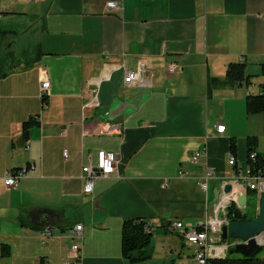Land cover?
I'll return each mask as SVG.
<instances>
[{"label": "crops", "instance_id": "crops-1", "mask_svg": "<svg viewBox=\"0 0 264 264\" xmlns=\"http://www.w3.org/2000/svg\"><path fill=\"white\" fill-rule=\"evenodd\" d=\"M108 1L0 0L1 26H21L32 38L0 70V248L10 249L0 264H198L173 222L190 231L206 220L214 189L229 179V192L247 200V139L264 142V112H246V96L263 83L254 75L264 61V0H115L111 10ZM240 61L247 83L207 93L209 76L223 79L226 65ZM125 70H140L144 83L125 85ZM33 116L38 123L23 140L22 124ZM99 150L115 155L114 172L86 194L81 169ZM22 168L7 186L6 174ZM206 168L213 177L205 193ZM125 218L150 226L149 258L122 257ZM75 223L83 225L77 261ZM207 244L222 256L228 250L218 234L208 233Z\"/></svg>", "mask_w": 264, "mask_h": 264}, {"label": "built area", "instance_id": "built-area-1", "mask_svg": "<svg viewBox=\"0 0 264 264\" xmlns=\"http://www.w3.org/2000/svg\"><path fill=\"white\" fill-rule=\"evenodd\" d=\"M32 1V0H31ZM120 1L111 0L106 3L108 10L118 8L120 6ZM1 17V15H0ZM169 72L173 71V67H170ZM142 72L140 70H125L123 75V82L125 85H135V84H143L144 83V77ZM49 81L45 80L42 84V93L41 98L44 97V91L48 88ZM217 133H223L225 130V126L223 124H217L215 126ZM100 132H103V130H100ZM65 150L63 152V155L65 154ZM206 153V146H201L200 148L194 150L191 155L189 162L193 165L199 164L201 158ZM255 153L251 154V158H254ZM228 163L230 165H235L236 161L233 156L229 154V160ZM115 167V155L112 152H108L105 150H99L97 153V160L94 165H87L82 167V175L83 178V192L86 194H90L93 191L94 184L97 179L99 178H107L114 172ZM25 173V169H18L17 171H11L10 173L6 174L5 176V184L7 186H15L18 182V179L23 176ZM187 172L185 171H179V177L186 176ZM213 177V170L212 168H206L205 172L202 177L199 178V185L202 191L205 193L208 190V180ZM234 178H241L236 173L233 175ZM241 180L244 181L245 188H243L244 191L247 190L248 187L254 189V192L256 194V197L258 198L264 193V177H256V176H249L248 175V169L246 172V176L242 177ZM167 182V179L164 180L162 186H165ZM227 184V183H226ZM238 192H231L224 193L222 190L219 194L218 199L212 204V211L211 215L201 222L199 226H201V229L198 230L196 228H193L190 231H187L184 228V225L182 222L176 221L173 222V227L183 236V238L192 244L196 251L194 253V259L198 264H206L207 258L211 257H219L223 255V250L218 253L216 251V247L213 244L208 245L207 239H208V233L218 234L219 237L221 236V229L224 224H226L227 218V210L229 206L234 203L237 208L240 210H243L244 208L239 206L238 204ZM145 230L150 232L151 228L147 224L145 226ZM45 234V233H43ZM83 238V225L81 223H75L73 225V231H72V239L73 242L70 245V252L75 255L74 260H79L80 257V240ZM219 239V238H218ZM215 242V241H213ZM240 241L238 240H228L224 243L223 248L228 249L229 247H234L237 243ZM63 264H71L70 261H65Z\"/></svg>", "mask_w": 264, "mask_h": 264}, {"label": "trees", "instance_id": "trees-1", "mask_svg": "<svg viewBox=\"0 0 264 264\" xmlns=\"http://www.w3.org/2000/svg\"><path fill=\"white\" fill-rule=\"evenodd\" d=\"M10 31L7 27L0 26V49L7 44ZM6 42V43H5ZM10 52H7L9 55ZM260 75L264 77V61L259 64ZM248 75L246 73V64L240 62H229L225 68V75L223 79L209 76L207 78L206 88L207 93L212 89L222 85H234L247 83ZM246 112L247 114H256L264 112V83L261 84L260 90L255 93H249L246 96ZM38 116L30 117L22 124L21 138L26 140L30 127L38 123ZM257 140L255 137H248L247 139V155L246 162L248 165V175L256 177H264V152L257 150ZM236 139L231 137L229 139V154L235 158L236 155ZM255 153L254 158H251V154ZM236 161V159H235ZM13 169L12 171H17ZM247 194L254 192V189L248 187ZM255 193V192H254ZM256 215H249L246 210H240L232 203L226 214L227 221L234 220H248L255 218ZM147 222L140 218H125L121 225V255L124 259L130 262H138L150 257L151 253L148 248L151 242V232L145 230ZM200 230L199 224L195 227ZM233 240V239H228ZM227 241V240H226ZM264 246H262L261 250ZM233 247H229L225 256H219L215 258H207L206 264H264V254L261 255L260 251L252 256H242L237 253H229V250ZM10 253L8 244L3 243L0 248V259L7 257ZM41 264L42 260H41Z\"/></svg>", "mask_w": 264, "mask_h": 264}, {"label": "water", "instance_id": "water-1", "mask_svg": "<svg viewBox=\"0 0 264 264\" xmlns=\"http://www.w3.org/2000/svg\"><path fill=\"white\" fill-rule=\"evenodd\" d=\"M243 187L245 188V185ZM231 188L232 183L229 179L224 186V193H228ZM219 193L220 190L215 188L213 191V202L217 200ZM237 201L239 206L244 208L246 205V194H240ZM258 238H264V193L257 198V213L255 218L229 221L221 229L222 241L228 239L240 241L229 250L230 254L237 253L242 256H252L258 253L262 246H264V242H259Z\"/></svg>", "mask_w": 264, "mask_h": 264}, {"label": "rangeland", "instance_id": "rangeland-1", "mask_svg": "<svg viewBox=\"0 0 264 264\" xmlns=\"http://www.w3.org/2000/svg\"><path fill=\"white\" fill-rule=\"evenodd\" d=\"M2 23L7 24L6 21L0 20V26L2 25ZM7 28L12 32L9 34V38L7 40L6 47L4 45L5 50L0 49V70H5L7 68V66L12 62L13 58L19 57L21 49L28 48L32 44L31 32H27L26 34H24V32H22V30H21L22 29L21 26L7 25ZM15 41H17L16 44H15ZM7 52H10V54L7 55ZM254 79H256V81H254V82H257V81L261 82L263 80V83H264V77L260 74H257V76L254 75ZM222 107H223L222 104H220V105L213 104L211 106L213 112H215V113H218V112L222 113ZM218 115L220 116L221 114H217L216 116H218ZM236 145H237V143H236ZM243 145H244V148L246 150V146L244 143H243ZM256 147L261 152H264V142L263 141H261V140L257 141ZM244 210H246L249 213V215H256V213H257V197H256V194L254 192L247 194V200H246V205L244 207ZM224 242H226V241H224ZM260 254L261 255L264 254V247H263L262 251H260Z\"/></svg>", "mask_w": 264, "mask_h": 264}, {"label": "bare ground", "instance_id": "bare-ground-1", "mask_svg": "<svg viewBox=\"0 0 264 264\" xmlns=\"http://www.w3.org/2000/svg\"><path fill=\"white\" fill-rule=\"evenodd\" d=\"M259 242H264V238H258Z\"/></svg>", "mask_w": 264, "mask_h": 264}]
</instances>
